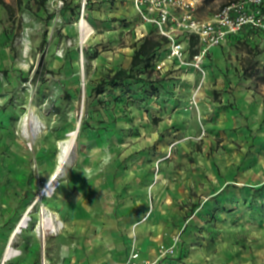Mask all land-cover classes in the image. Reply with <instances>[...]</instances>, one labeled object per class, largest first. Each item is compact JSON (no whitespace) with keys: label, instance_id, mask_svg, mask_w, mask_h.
<instances>
[{"label":"rangeland","instance_id":"rangeland-1","mask_svg":"<svg viewBox=\"0 0 264 264\" xmlns=\"http://www.w3.org/2000/svg\"><path fill=\"white\" fill-rule=\"evenodd\" d=\"M59 1L22 0L0 41V264L29 208L6 264H124L128 239L152 264H264V51L215 57L191 109L199 78L172 94L146 61L132 66L159 37L131 0ZM232 1L203 0L198 15ZM31 112L44 126L35 141L22 129ZM78 123L74 160L45 193L57 142ZM43 210L63 223L45 240Z\"/></svg>","mask_w":264,"mask_h":264},{"label":"built area","instance_id":"built-area-1","mask_svg":"<svg viewBox=\"0 0 264 264\" xmlns=\"http://www.w3.org/2000/svg\"><path fill=\"white\" fill-rule=\"evenodd\" d=\"M203 0H133L135 15L142 24L150 25L167 44L151 61L161 78L174 79L177 87L186 84V76L195 73L199 84L188 107L199 109V94L207 76V64L216 47L237 40L244 32L251 39L264 34V0H234L208 18L198 10ZM64 1H59L62 7ZM194 42V44H193ZM161 253H166L161 248ZM124 264H152L134 246Z\"/></svg>","mask_w":264,"mask_h":264},{"label":"bare ground","instance_id":"bare-ground-1","mask_svg":"<svg viewBox=\"0 0 264 264\" xmlns=\"http://www.w3.org/2000/svg\"><path fill=\"white\" fill-rule=\"evenodd\" d=\"M80 25L83 28L82 42H85L93 32V29L88 23V21L83 18L80 22ZM22 122L23 134L30 141H35L42 134L44 126L41 124V119L35 112H31L30 114L25 116ZM78 127L79 123L76 129L69 131L63 139L57 142L59 151L56 159L55 168L52 174L50 175L49 180L45 183V189L43 192L49 194L52 193L54 187L57 185L58 181H60L59 179L64 176H62V173L65 171L66 167L72 163L71 161L77 152L76 149ZM30 211L31 208L27 210V212L23 215V217L20 219V221L14 228L13 233L11 234V237L9 239L7 248L3 254L1 264H6V262L9 261L12 256H14V244L16 243L19 234H21L24 229L28 228V223L30 220ZM51 213L52 212L48 213L45 210L42 211L41 220L37 228L38 235L44 240L48 237V235L58 234L60 231H62L63 228V223L58 218V216ZM50 221L53 222L50 223ZM43 263L47 264V260L45 259Z\"/></svg>","mask_w":264,"mask_h":264},{"label":"crops","instance_id":"crops-1","mask_svg":"<svg viewBox=\"0 0 264 264\" xmlns=\"http://www.w3.org/2000/svg\"><path fill=\"white\" fill-rule=\"evenodd\" d=\"M5 1L9 5L16 7L17 0H5ZM132 3H133V0H131V7H133ZM115 4H117V5H113L110 2H108V4H106V7L109 9V11H107L109 18L116 17V15L117 16L121 15V10L117 8L118 3L116 2ZM132 9L134 10V7ZM10 16H11V14H10L9 10L4 6H0V41L2 39H4L6 36L5 35V33H6L5 28H6V24H7V19H9ZM251 35H252L251 32H244L242 34V36H240L239 39L232 40L228 44L214 48L212 51L210 61L207 64L208 73H209V67L214 63L215 57H216V60L218 61V63H220L221 62L220 54L225 53L226 57L228 58L229 55L230 54L232 55L233 51L236 50L237 48L241 47V45H245L249 48L259 49V50L264 51V34H261L260 36L254 37L253 39H251ZM156 76H157L158 84L164 90L171 91L172 94H186V92H184L185 91L184 89L185 88L189 89L188 86H190L191 84L195 85L196 82L198 81V78H199V76L197 74L190 73L186 76V84L183 86L177 87V83L174 79L171 80L168 78H161L159 76V74H156ZM208 80L210 81L209 77H208ZM208 80H206V85L210 83V82H208ZM221 84L223 85V81H221ZM193 91H194V89H193ZM104 198H108V196H105V197L103 196V200H104ZM112 231H113L112 228H109V229L105 228V229L100 231L99 242L101 244H99V245L104 250L106 248H114L115 247V245H113L114 244L113 241L111 240ZM1 246H2V244L0 242V248H1ZM139 247L140 246H138L137 248H139ZM6 248H7V246H6ZM132 248L133 247L131 245V240L128 239L126 241V249H128L127 257L129 255L130 251L132 250ZM147 248L148 247L145 245L142 249L146 250ZM139 250H141V248H139ZM156 250H157V248H156ZM144 254L147 255L149 253L146 252ZM127 257H126V260H127ZM106 263H108V261H106Z\"/></svg>","mask_w":264,"mask_h":264},{"label":"trees","instance_id":"trees-1","mask_svg":"<svg viewBox=\"0 0 264 264\" xmlns=\"http://www.w3.org/2000/svg\"><path fill=\"white\" fill-rule=\"evenodd\" d=\"M0 6L6 7L12 16L15 10L20 9V7L22 6V0H17V3H16L17 8L9 5L5 0H0ZM158 37L159 38L147 37L144 39V41L142 42L140 47L135 51L132 57L133 67H136L146 61V65L152 68L151 61L156 57L157 52L160 51L167 44V40L165 38L161 36H158ZM123 75L124 73L122 71H118L114 74L112 80H114V82L118 80H122ZM97 91L99 94L102 92V90L100 89Z\"/></svg>","mask_w":264,"mask_h":264},{"label":"water","instance_id":"water-1","mask_svg":"<svg viewBox=\"0 0 264 264\" xmlns=\"http://www.w3.org/2000/svg\"><path fill=\"white\" fill-rule=\"evenodd\" d=\"M73 160H74V158L72 159L71 162H73ZM68 167H69V166L66 167L65 171L62 173V176L66 174V172H67V170H68Z\"/></svg>","mask_w":264,"mask_h":264}]
</instances>
